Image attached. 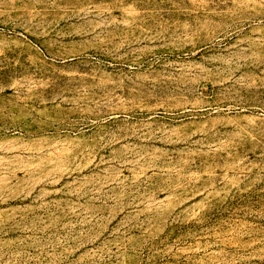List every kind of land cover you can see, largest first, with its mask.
Here are the masks:
<instances>
[{
    "label": "rangeland",
    "instance_id": "rangeland-1",
    "mask_svg": "<svg viewBox=\"0 0 264 264\" xmlns=\"http://www.w3.org/2000/svg\"><path fill=\"white\" fill-rule=\"evenodd\" d=\"M0 264H264V0H0Z\"/></svg>",
    "mask_w": 264,
    "mask_h": 264
}]
</instances>
